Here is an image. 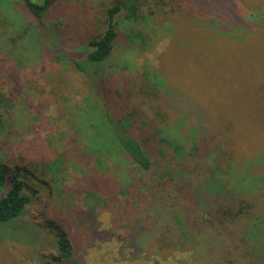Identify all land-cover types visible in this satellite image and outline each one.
<instances>
[{
	"label": "rangeland",
	"instance_id": "1",
	"mask_svg": "<svg viewBox=\"0 0 264 264\" xmlns=\"http://www.w3.org/2000/svg\"><path fill=\"white\" fill-rule=\"evenodd\" d=\"M250 1L235 2V17L229 19L230 34L219 33L212 39L216 20L193 30L181 21L182 12L175 14L182 4L195 10L201 8L202 3L192 0H178L155 15H149L142 6L134 12L137 18L127 0H52L39 17L32 16L23 0H0V42L7 27H15V33L25 32L14 49L9 47L7 54L0 50V115L13 131L6 139L12 143V152L16 155L31 139L37 140L39 146L63 150L68 136L64 125L71 127L82 111L78 109L75 115L73 108L84 103L86 94L97 90L99 100L113 118L130 114L133 108L138 112L134 121L130 120V132L142 142L151 159L147 173H136L138 178L143 176L142 189L145 185L153 189L156 183L181 205L204 215L202 204H195V192L197 183L205 188L213 186L207 180L203 184L207 173L215 174L219 180L227 176L230 183L226 186L233 192L252 186L245 164H240L241 170L231 178L239 168L237 160L264 159V101L256 91L264 86V27L252 24L264 25V3L259 6L263 0H258L256 7H250ZM115 2L123 3V9L115 16L114 47L101 64L103 76L94 78L90 86L89 80L69 65L66 56L82 58L88 46L82 47L103 28L105 9ZM206 37L211 40L205 43ZM19 43L23 51L18 50ZM195 51L200 52L198 58L190 55ZM163 86H175L181 92L180 97L174 93L167 121L159 120L162 113L156 107L163 102V96L158 94ZM201 123L207 125L208 136L212 131L214 137L195 143L189 136L198 137L192 131ZM171 143L178 149L184 145L181 155L175 153V147L168 149L166 145ZM66 154L71 161L58 171L61 184H53L54 179L46 177L47 184L40 185L41 192L35 193L25 213L12 220L16 229L0 224V264H189L188 250L159 252L152 246L138 249L129 216L117 217L113 223L105 208L93 213L81 209V199L73 198L72 187L89 165L84 167L71 158L70 152ZM26 181L36 189L35 180ZM237 185L240 188L234 189ZM226 198L239 196L229 193ZM263 203L260 198L259 206ZM206 230L202 233L210 238ZM219 230L212 232V239L214 235H229L227 229L224 234ZM252 234L255 237L259 231L251 226L248 235ZM68 238L73 250L66 261L59 243ZM252 253L247 245L232 252L243 264L257 256Z\"/></svg>",
	"mask_w": 264,
	"mask_h": 264
},
{
	"label": "trees",
	"instance_id": "2",
	"mask_svg": "<svg viewBox=\"0 0 264 264\" xmlns=\"http://www.w3.org/2000/svg\"><path fill=\"white\" fill-rule=\"evenodd\" d=\"M23 1L33 17L41 16L52 3V0H41L40 3L31 0ZM127 1L132 3V15L136 18L138 15L134 12L140 10L142 6H145L144 9L149 15H155L164 7L172 6L174 2H178V0ZM192 1L202 3L201 8L198 6V9L195 10L188 6L184 7L186 4H182L174 11L175 14L179 11L183 13L181 21L184 20L183 22L187 24L188 28L198 30L205 23H214L213 21L216 20L212 26L216 32L212 35V39L219 33L230 34L229 19L235 17L232 5L235 2H240V0ZM257 2L260 1L252 0L248 3H251L250 7H256ZM262 3L264 0L260 2L259 6L263 5ZM122 9L123 3L119 2L112 3L105 9L103 28L87 39L82 48L85 46L88 48L86 47L82 58L66 56L69 58V65L75 68V72L86 77L90 86H93L94 78L98 80L103 76L101 64L113 50L117 34L115 16ZM217 11L218 15H214V12ZM200 16L203 19L201 18V21L197 22V18ZM215 16H219L218 19L213 18ZM252 24L264 27L261 22H253ZM39 27L37 25L35 28L40 34ZM12 28L3 29L5 36L0 42V50L6 54L9 47L11 50L14 49L16 42L23 40L25 36L24 30L15 33L16 28ZM167 31L169 32L168 28ZM207 38H203L205 43L211 40ZM189 42L186 44L187 47L191 46ZM23 47L19 43L17 48L23 51ZM190 55L193 58H198L200 52L195 51ZM16 68L21 70L20 65ZM153 73H157V71ZM163 88L158 90V94L163 96V102L157 104L156 107L162 113L159 120L167 121V110L173 106L174 93H178L180 97L181 92L175 86L168 88L163 86ZM256 91L257 97L264 101V86L258 87ZM74 109H76L75 115L78 109H82V111L71 127L64 125L68 136L64 140L63 150L57 151L50 145L39 146L37 140L31 139L29 143L21 147L16 155L11 150L12 143L6 142L8 135L11 136L13 131L6 127L4 115H0V137L5 139L0 140V224L7 223L6 229L11 227L14 228L13 230L16 229L12 220L25 213L26 206L32 203L35 193L41 192L40 185L47 184L46 177L49 180L54 179L53 184H61L63 179L58 178V171L65 165L66 161H71L66 154L68 152L69 155L70 152L71 158H75V162L83 166L86 163L89 165L83 174L76 178V186L72 187L75 188L73 198L81 199V205L84 208L79 205L80 208L88 213L105 208L110 213L113 223L117 217L129 216L127 219L131 221V233L138 249L144 250L152 246L159 252L170 249L188 250L189 264H241L242 262L240 263L232 252L240 245H247L253 250L252 254L257 255L251 256L248 264L264 263V258H261L264 254V203L259 206L260 198L264 199V159L261 160L258 157L249 160V162L243 159L237 160L239 168L231 174V178L241 170L240 164H245L253 184L252 186L247 185L245 189H236L235 192L226 186H229L230 183L227 176L224 175L219 180L215 174L207 173L203 184L207 180L212 182L213 186L205 188L202 185L199 186V183L196 184L197 202L195 204H202L200 208L205 212L204 215H200L196 210H193V207L181 205L174 195L160 188L156 183H153V189H150V185H145L144 189L141 188V177L143 176L139 178L138 176L140 173L143 175L151 169V159L142 142L130 132V120L134 121L135 116L138 115L136 109L133 108L130 114L123 115L121 118H113L99 100L97 90H94L91 95L88 94L87 96L86 94L84 103ZM85 109L87 110L84 112ZM143 113L144 115L147 114V110L144 109ZM192 132L198 136H189L195 143L202 139L209 141L214 137L212 131L210 132L211 135L208 136L209 129L207 125L202 123L194 127ZM204 133L206 134L202 135ZM226 139L225 141L228 143L229 138ZM166 146L168 149L175 147L174 143ZM22 148L23 151H21ZM175 148V153L178 152L179 155L185 149L184 145H181L179 149L178 146ZM253 167L257 170L261 168L262 171H256ZM26 179L35 180L36 189L31 188L32 186L28 185ZM239 180L240 176L237 177L238 183ZM235 188L240 187L237 185ZM254 188L259 189V191H254ZM64 189L69 190L70 188ZM229 193L239 196V198L227 200L226 197L229 196ZM208 198H212V200H207ZM113 206H115L114 210L111 208ZM257 207L258 210L255 209ZM201 226L203 228L196 229ZM251 226L255 232L259 231L255 237L253 234L248 235ZM220 228L221 232L223 231L222 234L227 229L229 235L226 238H221V235L220 237L214 235L212 239V232H218ZM203 229H207L205 232L211 233L210 238L202 233ZM59 244L61 255L65 256L66 259L64 260L67 261L69 257L71 258L70 251L73 250L71 240L69 238L61 240ZM53 259L59 261L58 257ZM66 264L73 263L67 261Z\"/></svg>",
	"mask_w": 264,
	"mask_h": 264
}]
</instances>
